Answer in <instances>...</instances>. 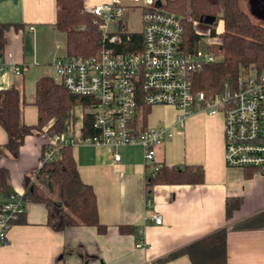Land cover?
I'll list each match as a JSON object with an SVG mask.
<instances>
[{
	"label": "crops",
	"instance_id": "obj_1",
	"mask_svg": "<svg viewBox=\"0 0 264 264\" xmlns=\"http://www.w3.org/2000/svg\"><path fill=\"white\" fill-rule=\"evenodd\" d=\"M108 1L83 2L87 9ZM56 21V0H0V24L8 26L0 88L19 89L22 119L28 125L37 123L36 81L48 76L49 68L55 74L53 60L66 54V48L59 52V40L65 41V35L56 28ZM201 41L198 48H202ZM11 64L21 66L20 75L12 72ZM150 109L147 120L152 109L155 113L146 126L166 125L173 134L156 147L155 163L199 166L203 182L154 184L148 190L146 176L152 165L145 163L139 145L72 146L79 175L94 190L99 221L106 231L76 226L56 232L46 224L44 205L27 202L21 221L11 226L7 242L0 246V264H156L158 259L220 228L227 230V264H264V173L226 166L222 114L195 112L179 131L175 124L178 110L164 105ZM82 113L81 107L74 109L77 136L81 133ZM6 141L0 126V145ZM44 142L43 135H29L17 157L0 159L9 180L0 202L12 192H24V179H33L41 164ZM114 154L120 156L118 161ZM227 200L238 203L229 216ZM154 212L162 216L160 224L153 222ZM138 241L142 247H136ZM159 264L191 262L187 255H180Z\"/></svg>",
	"mask_w": 264,
	"mask_h": 264
},
{
	"label": "built area",
	"instance_id": "obj_2",
	"mask_svg": "<svg viewBox=\"0 0 264 264\" xmlns=\"http://www.w3.org/2000/svg\"><path fill=\"white\" fill-rule=\"evenodd\" d=\"M165 4L166 0H109L86 9L100 32L99 50L90 57H56L52 66L57 82L70 93L89 98L82 111L91 115V127L96 133L83 136L81 132L77 136L72 126L52 135L39 168L57 159L60 149L67 145L137 144L145 163L152 165L146 178H154L160 167L155 163L156 147L173 134L166 125L143 127L142 106L164 105L178 110L175 124L179 131L195 112L222 114L226 166L264 173V71L240 72L233 87L226 83L224 91L213 97L195 91L193 76L206 64L221 60V55L209 47L185 52L182 19L169 12ZM133 8L140 9L137 43L132 42L126 23ZM110 24L117 29L110 30ZM207 36L209 45L212 38ZM5 65L0 57V74ZM10 68L15 75L22 72L18 64H11ZM119 159L114 154V160ZM26 205L24 192H12L0 202V246L7 242L8 231L25 213ZM152 219L156 224L162 222L158 212ZM142 246L140 241L136 243V247Z\"/></svg>",
	"mask_w": 264,
	"mask_h": 264
},
{
	"label": "trees",
	"instance_id": "obj_3",
	"mask_svg": "<svg viewBox=\"0 0 264 264\" xmlns=\"http://www.w3.org/2000/svg\"><path fill=\"white\" fill-rule=\"evenodd\" d=\"M83 1L56 0L55 26L65 35L66 55L69 56L90 57L100 48L98 26L93 23ZM165 8L182 19V48L185 52L197 50L201 37L209 35L212 38L209 49L221 55V60L206 64L193 76L195 91L213 97L224 91L226 83L233 87L240 72L250 69L264 71V25L254 22L242 9L239 0H166ZM206 16H214L215 20L207 26L209 33L202 35L199 26L205 25L201 20ZM7 28V25L0 24V57L7 42ZM131 40L137 43L140 34L132 33ZM88 103V97L72 94L51 76H42L35 83L37 123L28 125L22 119L23 101L19 89L15 86L0 88V126L7 135L6 143L0 145V159L7 155L17 157L29 135L44 136L43 154L52 135L73 126L74 109L78 106L84 109ZM150 108L142 106L143 127ZM91 123V115L83 112V136L96 133ZM203 179L204 173L199 166L161 165L154 178H146V186L149 190L154 184H200ZM8 184V171L0 166V195L6 193ZM24 197L28 203L44 205L46 224L56 232L76 226L93 227L99 233L107 229L99 221L94 190L82 181L69 145L60 149L57 159L36 170L33 182L28 177L24 179ZM237 204V200H227V216ZM20 216L15 222L21 221ZM119 229L124 230L123 227ZM226 238V228H220L158 259L156 264L180 255H187L191 264H227Z\"/></svg>",
	"mask_w": 264,
	"mask_h": 264
},
{
	"label": "rangeland",
	"instance_id": "obj_4",
	"mask_svg": "<svg viewBox=\"0 0 264 264\" xmlns=\"http://www.w3.org/2000/svg\"><path fill=\"white\" fill-rule=\"evenodd\" d=\"M240 6L244 11H246L251 19L256 23H261L264 25V0H239ZM126 23H127V29L128 31L132 33H138L141 30V22H140V9L139 8H133L132 11H130L126 17ZM117 27L114 24H110V30H116ZM199 31L202 35H207L209 33V30L206 25H200ZM208 36H205V39L201 41L200 47L203 48V46L207 43ZM59 43L61 44V47L59 49L60 53L64 52L65 49V41L63 39L59 40ZM48 76H51L56 82L58 79L55 77V74L51 68L48 69ZM154 109H152L151 114L148 116L147 123H151L152 116L154 115ZM33 182V181H32Z\"/></svg>",
	"mask_w": 264,
	"mask_h": 264
},
{
	"label": "water",
	"instance_id": "obj_5",
	"mask_svg": "<svg viewBox=\"0 0 264 264\" xmlns=\"http://www.w3.org/2000/svg\"><path fill=\"white\" fill-rule=\"evenodd\" d=\"M215 17L214 16H206L201 21L206 25H212L214 23Z\"/></svg>",
	"mask_w": 264,
	"mask_h": 264
}]
</instances>
